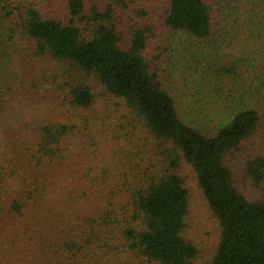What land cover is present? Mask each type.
Instances as JSON below:
<instances>
[{
    "label": "trees",
    "instance_id": "1",
    "mask_svg": "<svg viewBox=\"0 0 264 264\" xmlns=\"http://www.w3.org/2000/svg\"><path fill=\"white\" fill-rule=\"evenodd\" d=\"M106 1L67 0L57 16L52 0H0V70L24 65L22 80L0 75V264H189L198 250L183 236L182 161L219 222L212 264H264V200L239 191L227 161L263 124L264 64L245 45L235 59L219 46L263 36L264 6L224 0L230 23L222 27L206 0H165L164 25L211 51L205 73L243 88L238 97L200 92L198 109L185 114L162 82L171 43L151 60V28L138 20L146 12ZM194 52L183 47L176 55L184 62ZM37 60L70 68L36 75L26 64ZM87 76L127 114L114 120L95 109ZM206 79L202 87L211 88ZM259 140L245 164L256 187L264 184Z\"/></svg>",
    "mask_w": 264,
    "mask_h": 264
},
{
    "label": "rangeland",
    "instance_id": "2",
    "mask_svg": "<svg viewBox=\"0 0 264 264\" xmlns=\"http://www.w3.org/2000/svg\"><path fill=\"white\" fill-rule=\"evenodd\" d=\"M85 1L87 7H90L93 4L103 7L104 3H107L106 0ZM206 1L209 3L210 7L213 8V14L217 13L219 20H221L219 26L224 27L226 24L230 23L225 22V16H229L230 12L227 10L224 0ZM52 2L54 3V11L56 15L63 16V14H65L67 0H52ZM253 2L264 6L263 0H253ZM127 5L130 9L135 11V14H137L138 11L146 12L144 17L139 18L138 20L151 28L148 32L149 39L146 51L151 60H154L156 54L159 52L162 54L164 47L171 43V48H168V52H165L164 55L167 63L164 62V68H161L162 82L165 89L175 94L177 105L181 112L186 114L198 109V105H196L195 101L197 100V103L200 105V92L207 95L208 98L212 92L221 93V95L224 94L222 97L225 98L227 92L231 91L233 96L238 97V91L243 90V88L239 86L237 89V83H235L233 78H219L216 75H212L210 72L205 73L211 61V56L209 55L211 51L208 53L205 52V47L202 44L195 43L192 40V37L171 31L164 25L163 19L166 11L165 0H127ZM257 23L258 22L253 23L251 26L257 25ZM251 26L248 24L247 28H250ZM222 27H220V29ZM262 28L263 27H261V29ZM262 35L263 36L258 35L257 31H255L250 40L247 41V45L245 40L240 37H235L233 41H219V46L221 47L220 51L227 56H230L229 54H231V58L235 59L237 57L239 58L242 52H246L243 47L245 45L248 48L247 51L251 52L252 56H254L259 63L264 64L259 58L264 57V33H262ZM158 47H160V49ZM183 47H189L190 50H195L192 57L193 59L184 62L180 61L176 53L183 49ZM232 55L237 57H233ZM171 56L172 61L176 66H173L174 64L169 66L172 64L170 62ZM183 63L185 64L182 65ZM26 67L33 68L32 70L35 71V74L39 73L40 69H45L46 72L49 73L51 72V69L54 68H56L55 71H59V68H70L65 64L59 65V63L54 64L50 61L45 62L39 60L32 64L28 62ZM23 68L24 65L22 67L18 66L17 62L10 65L6 64L1 68L0 75L8 73L10 78L14 79L17 77L19 81L22 80V75L24 73ZM203 76L207 78V81L205 82H208L209 87L211 88L206 87V89L205 87H202ZM74 77L76 79H81L82 75L73 72V78ZM257 77H260L259 73ZM252 78H254L253 75ZM260 78L262 79V77ZM4 79L5 76L1 78V80ZM83 79L82 82L87 83L92 88L95 95V109L97 108L101 110V113H104L106 116L110 115L114 120L120 119L127 114L125 109L118 106L119 104L123 105V102L110 94L104 86L95 79V77L87 76ZM1 80L0 82H2ZM209 80L212 81V83H210ZM243 86L247 87L246 84ZM217 89H221L222 91H217ZM259 100L258 95H255L251 98V103L253 104ZM203 103L205 102L203 101L202 104ZM246 104L251 106L248 101ZM18 115L19 114H15V117ZM262 122L263 124L258 131L259 133L246 143L241 150L233 152L227 159L235 174V186L249 199L264 200V184L261 187L254 186L245 171V164L249 156L255 155L254 152L258 151V147L261 148L258 138L264 143V118ZM178 172L184 180V186L188 191L189 200V209L185 218L183 236L191 241L198 250L197 257L189 264H212L220 240L221 231L219 222L207 204L203 191L198 184L193 167L189 163L182 161Z\"/></svg>",
    "mask_w": 264,
    "mask_h": 264
}]
</instances>
